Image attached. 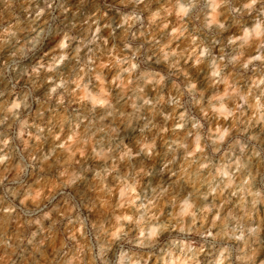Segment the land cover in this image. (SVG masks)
I'll list each match as a JSON object with an SVG mask.
<instances>
[{
  "label": "clouds",
  "instance_id": "9594fccd",
  "mask_svg": "<svg viewBox=\"0 0 264 264\" xmlns=\"http://www.w3.org/2000/svg\"><path fill=\"white\" fill-rule=\"evenodd\" d=\"M0 264H264V0H0Z\"/></svg>",
  "mask_w": 264,
  "mask_h": 264
}]
</instances>
